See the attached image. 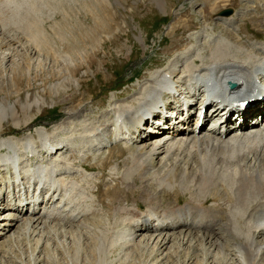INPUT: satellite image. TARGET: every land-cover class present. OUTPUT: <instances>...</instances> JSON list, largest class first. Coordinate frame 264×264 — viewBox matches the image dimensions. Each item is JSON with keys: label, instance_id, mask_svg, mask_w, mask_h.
Instances as JSON below:
<instances>
[{"label": "rangeland", "instance_id": "1", "mask_svg": "<svg viewBox=\"0 0 264 264\" xmlns=\"http://www.w3.org/2000/svg\"><path fill=\"white\" fill-rule=\"evenodd\" d=\"M13 1L4 2L0 14V107L12 104L20 122L26 117L34 120L26 130L24 127H15L8 113L7 118L0 120V130L2 129L0 145L11 141L14 147L18 148H13V151H18V167H32L39 161L49 166L48 179L56 177L63 179L57 182L56 179L53 180L55 183L52 182L55 189L53 192L56 191L58 197L64 196L68 184L71 202H80L83 207L68 206L69 214L74 210L81 212L78 221L54 219L55 222H48L47 225L36 229L34 226H26L27 229L22 226V219H27L22 217L23 213L18 210L22 216L17 214L13 215V218L22 221L13 225L9 231L2 230L5 233L0 235V264H264V232L254 237L255 242L262 245V251L259 253L242 251V248L239 249V244L235 245L236 249L229 248L231 244L237 242L236 234H233L234 237L229 235L224 238L222 232L215 233L217 230L211 232V238L202 244H198L195 240L190 244L187 239L183 241L184 235H177L178 239L174 235L173 238L166 239L168 242L160 250H155L157 247L154 246L156 243L153 240L143 239L146 235L159 233L157 230L162 228L160 224L162 218H156L154 214L162 212L164 207H170L174 203L182 205L190 199L206 197L210 192L209 185L208 187L200 185L198 180L192 178L177 180L178 178L175 177L174 179L173 173L166 172V167H157L164 155L162 153L153 163L156 167L141 177L139 165L128 159L130 153L126 147L148 145L153 137L142 136L145 141L143 143L120 139L116 141L119 145L114 146L115 142H111L109 138L106 140L105 134L99 135L102 129L97 128L102 122L106 121L107 124L111 122L109 120L114 114V108L122 102L131 101V98L141 90L145 78L151 72L172 65L176 56L183 51L187 52L188 60L190 55L196 54L206 57L218 56L222 51L225 52L224 48L228 49L225 53L230 50L229 53L232 55L229 56L238 59L245 57L249 59L250 56L255 59L257 55H263L264 48L257 50L252 44L261 47L264 44V41L256 42L264 40V0H160L159 2L102 0V5L96 0ZM93 1L96 5L92 3ZM7 2L10 3L9 6ZM98 3L99 7L104 3L109 5L110 9L118 10V13L111 10L113 14L115 13L112 18L121 28L115 27L111 36L102 35L101 32L100 35L104 39H100V43L96 45L92 40H88L91 36L86 35L82 38L84 44L82 42L79 44L81 48L79 45L76 49L66 48L65 44L61 46L57 38L58 29L65 33L68 25L78 28L79 23L82 22L83 25L85 24L84 29L89 30L93 24L89 10L91 6L97 7ZM212 6L214 8L210 9L209 7ZM230 6L235 8V14L223 17L233 16L236 19L238 13H241L240 19L234 24L237 26L242 22V25L240 24L242 32L235 36L236 39L230 35V31L226 34L225 24L222 18L218 17L221 9ZM244 10L252 11L248 15V20L247 16L242 15ZM36 19L43 20L41 29L29 30V22ZM244 21H246L244 26L246 31H243ZM84 32L86 30L80 31V33ZM30 34H33V37H30ZM228 34L233 41L229 40ZM220 38L229 41L230 48H222L223 45H227L222 43ZM242 40L244 44H237ZM43 42L49 43L53 50L47 51L44 46L42 47L44 49H40L39 45ZM220 44H223L221 48ZM83 47L85 48L82 50ZM189 49H191L190 54ZM80 52L81 56H79ZM243 52L245 54H242ZM67 54L73 57V60ZM74 63H77V66L73 73L71 69L74 68ZM119 74L130 76L129 80L122 88L113 89L118 86V81L122 78V76L117 77ZM36 101L38 103H35ZM29 103H31L29 110H24L23 107ZM71 110L77 112L69 116ZM55 116L57 118L53 119ZM109 125L113 136L119 128L124 134H127L129 129L122 126L115 128L111 123ZM112 128L116 129L114 134ZM120 130L116 134L122 135ZM134 132L132 129L129 136H133ZM177 135L179 133H176L175 137ZM68 137L74 138L72 142L76 145L73 146L71 142L69 144L76 150L71 151L66 145L65 150H59L64 154L61 156V153L55 152L54 149L52 158L59 159L61 156L59 161L63 162H59L55 167L65 164L63 168H59V172H56L54 165H49L55 163L54 159L49 158L51 163L47 162L48 152H45L44 142L47 139L51 142ZM8 138L11 139L5 142ZM31 140L33 147L29 148L28 153L23 152L24 145ZM8 148L0 147V150L4 152ZM84 154L87 156L82 160L78 159V163L76 156L79 158ZM73 159L76 160L75 163ZM82 161L89 169L85 170L82 166L85 163ZM179 167L189 170V164L184 162L180 163ZM13 169L12 167L5 171L0 166V175H2L0 190L5 188L7 182H11ZM58 173L60 174L56 175ZM226 188L222 191L231 190L230 187ZM223 195L226 197V193ZM2 200L3 198H0V204L3 203ZM208 200L207 209L214 210L219 216L214 219L218 220L222 215L220 221L226 222L228 216L229 218L234 216L232 209L235 205L229 203L227 199L210 195ZM67 204L68 200L65 199L61 206L55 208L62 207L61 210H64ZM2 206L4 207L5 204ZM150 215H154L155 218ZM10 222L9 218L8 224ZM80 222L81 224H78ZM171 226L174 229L166 230L164 233L175 231L177 234L179 229L177 230L174 225ZM246 229L245 233L249 234L248 226ZM182 230L185 228L183 227ZM218 241L222 244L219 245ZM214 242H217L216 246L224 245V249L212 245Z\"/></svg>", "mask_w": 264, "mask_h": 264}, {"label": "bare ground", "instance_id": "2", "mask_svg": "<svg viewBox=\"0 0 264 264\" xmlns=\"http://www.w3.org/2000/svg\"><path fill=\"white\" fill-rule=\"evenodd\" d=\"M3 1L4 0H0V12L2 10ZM9 1L10 0H8V2ZM96 1L100 2V4L103 2L102 0H96ZM156 1L159 2L160 0H156ZM8 2L6 4H8ZM92 3H94V1ZM97 5H98L97 7L94 6L93 8L90 5L91 8L89 11L91 18L93 19V24L91 25L89 30L84 29L85 24L83 25L82 22L79 23L80 25L79 27L78 25H76L78 28H74L73 26L70 27V25H68V28H65L66 31L64 30L65 33L60 28L58 29L59 31H57V38L61 46H64L65 44L64 47L66 48L76 49V47L81 42L83 43L82 38L86 35L87 37H89L90 35L91 37H89L88 40H92V43L96 45L100 43L99 41L100 39H104L101 37L102 35L107 34L108 36H111L110 34L113 33V29L115 27L117 28L120 27V24L117 22L114 23L115 22L113 21L114 18H112L115 16V13L113 14V12L117 11L118 13V10H112L110 9L109 5L106 4L104 5V3L103 6L101 7H99V3ZM209 8L213 9L214 7L212 6ZM219 17L222 18L221 20L223 24H225L226 34L227 32L230 31L229 32L230 35L234 38L235 36L239 35L238 31L235 32L233 31V28L230 27L231 25H234L235 22V18L233 16L232 17L219 16ZM29 23H30L29 30L38 31L37 29L39 30L41 29V24H43V20L36 19L30 21ZM82 30L83 31L86 30V32L80 33V31ZM101 32H103L102 35H100ZM32 35L33 34H30V37H33ZM220 39L221 41H223L222 43L227 45L224 46L222 44L223 45L222 48L224 47L230 48L231 43L229 41H226L222 38ZM35 41L38 42L36 39ZM44 42H43L44 45L43 44L39 45L40 49L44 46L47 51L50 49L53 50L52 49L53 47L51 48V46L48 45L49 43L45 44ZM67 44L68 46H66ZM83 44L81 46H83ZM222 45L220 44V48ZM252 46H254V49L257 50H261L262 48H264V44H262V47L257 46V44H252ZM84 48L85 47H83L82 50ZM238 48H242V46L241 47L238 46ZM77 50L79 49L77 48ZM223 50L226 52V50L228 49L225 50L224 48ZM190 51L191 49L188 50L189 54ZM225 52L222 51V53H220L218 56H212V57L211 56L206 57L199 54L198 55L196 54L194 56L190 55L191 57L189 60L187 59L188 56L187 52L183 51L179 53L176 56L175 62L172 65L170 64V66L168 67L160 68L151 72V74L145 78V82L142 85V88L140 86L141 90L136 94L135 97L131 98L132 99L131 101L122 102L117 106L115 105L116 107L114 108V114L111 117L112 119L110 118L109 120V122L111 121L110 123L114 125L115 128H119L121 126L122 128H127V129L129 128L128 132H126L127 134H124L122 129L120 130L119 128V130L122 131L123 133L122 135L116 134L119 130L116 132V129L112 128L113 130L112 133L114 134V132H116L113 136L114 139H123L126 142H129L128 139H130V141L133 142L139 141L140 143H143L145 141H143L142 136L143 137L146 136L147 138H152L154 134L153 136L154 139L151 141V143H148V145L142 144L139 145L138 147L125 145L127 146L126 149L128 150V153H130V158L128 159L131 160V162L135 163L136 165L137 164L139 165L138 169L141 171V175H140L141 177L142 175H145L149 170H152L156 167L154 166L153 163L159 158L160 156L159 154L162 153L164 155L161 157L159 161V165L157 167L159 168L166 167V172L170 174L173 173L172 175L174 176L173 177L174 179L175 177L178 178L177 180H181L182 178L184 179L192 178L198 180L200 182V185L202 184L206 187H208L207 185H209L210 192L209 193L207 192L208 195L206 197L203 196L204 198L201 199L193 198L190 199L189 202H185L182 205L179 203H174V205H170V207L163 206L164 208L162 212L160 213L153 212L155 213L154 215L156 216V218H162V220L160 221L162 228L160 229V225H159L158 228L160 230L159 231L157 230V232L159 233H154L155 235L153 234L146 235L143 239L153 240L156 243L154 246L157 247L155 248V250L156 249L160 250L161 247L168 242L166 239H169L170 237L173 238L174 235L175 236L184 235L183 241L187 239V242L190 241V244L192 243L193 240H195V242H197L198 244L199 243L202 244L203 242H206L208 239L211 238L212 236L211 232L217 230V232L215 233L222 232L224 238L228 237L229 235L233 236V234H236L235 237L237 239V242L234 243V245L231 244L229 248L236 249L235 245L239 244V249L241 250L242 248V251L248 253H250L251 251L259 253L260 251H262V245L255 242V238H256L255 235L257 236V234L264 232V126L260 127L261 121L259 120V118H257L255 122H251L250 120H245V122L242 124H237L236 119L234 121H231L228 118L223 119L222 118L223 109H219V107L216 109L214 108L215 105L220 103L219 101L215 102L213 105H210L211 109H209L205 113L204 120H202V123H200V129L196 130L197 121H198L197 113H196L195 123L192 126V121L194 117V112L192 110L194 106L197 104L196 102L198 100L201 99V104L203 103V99L205 95L201 96V92L204 90L205 86H208L210 88V91L212 92V100L215 98L217 99L222 98V100L226 101V105H235L237 108L240 106L238 104L239 100L264 94V83H262V81L256 80V77L257 79L261 77L264 78V54L257 55L258 57H256L255 59H253V56H250V59L248 60V58L246 57L245 59H238L236 57L229 56L232 55L231 53H229L230 50L227 53ZM242 54H245V52H243ZM79 56H81V52L79 53ZM68 57L71 60H73L72 59L73 57L71 58L69 55ZM81 59L83 58L81 57ZM74 61L76 60L74 59ZM76 66L77 63H74V68L72 69L70 68L72 72L76 68ZM15 72L17 73V70ZM18 76L19 75L17 74L16 77ZM230 80L236 81L237 86L235 87L234 90L229 91L228 82ZM192 81L194 83L193 85H190ZM187 82L189 83L186 84ZM258 89L261 91L256 93L255 90ZM180 94H183V96L186 99L185 101H182L177 105H174L173 108L174 110H172V112L176 111L177 114L174 117H171V120H167L166 124L160 125L156 123L158 122L157 120H155L156 122H154V120L150 118L149 114L154 113L157 110V108L161 105L162 100L166 101L168 96H172L173 99H175V96H179ZM172 102L174 101L172 99H169L168 104H172ZM35 103H38V101H36ZM262 103H264V100L262 101ZM201 104L200 106H198V109L201 108ZM1 106H2L0 107L1 121L7 118L8 117L7 114L10 113L11 119L15 127H24V129L26 130L29 129L30 124L34 120L33 118L26 117V119L20 122L17 118V114L15 113L12 104H7L6 106L1 105ZM30 106L31 103L26 104V106L23 107V109L28 111ZM184 108H187L188 111L187 116L183 115ZM253 109L254 107L251 106L250 108L247 109V111H252ZM76 112H77L76 110L74 111L71 110L69 112L70 115L69 114L68 115L72 116ZM176 116H179V118H176ZM148 119H150V122H148ZM209 121H211L212 123L209 125L207 129H205L207 126L206 123ZM109 124H107V122L105 121L102 122L97 127L99 129L101 128L103 131V132L101 131L99 135L102 136V134H104V130L109 128L111 129ZM132 129L135 131L134 132L135 134L133 136H129L131 134ZM146 129L149 130L145 133L144 131ZM93 131L91 130V132ZM96 131L98 132V130ZM176 133H179V135L175 137ZM73 139H70V137H68L61 140L59 139L60 141L53 140L50 142L49 140H46L44 142L45 144L44 143L43 144L45 145L46 150H49L47 151L49 154H51L54 151V149H56L57 151L65 148L66 145L70 147L71 151H74L75 148L73 146H75L76 144L75 145L73 144L72 142ZM70 142L73 144V146L69 144ZM9 143H10L9 152H7L6 154L5 153L1 154V160L3 161L2 164L10 165L14 167V177L17 178L19 175V172H17L16 169L17 152L13 151L12 142L10 141ZM117 145L119 144H116V146ZM0 147H2V145H0ZM96 147H94V149H96ZM99 157L100 159H102L101 156ZM104 160L102 161L104 162ZM183 162L189 164V170H188L189 172L187 171V169L179 167L180 163ZM133 163H131V165ZM82 166L85 168V170L89 169L87 168L88 166H86L85 164H83ZM44 169L45 167H43L41 164H37L35 165L34 168H28V170H25L26 173L29 172L28 182L31 181L32 183L37 184L38 181H40L42 183L40 191L44 190L43 186H45L42 181L43 176H41V178H39L35 182H33L31 178L32 175L34 174L35 176L43 175V173L45 174ZM23 177L26 178V176H21V178ZM20 181L24 183V181L26 180L23 179ZM125 182H127V179ZM53 184L55 183L53 182ZM127 185L130 184L127 183ZM161 187L162 186H160V188ZM226 187H230L231 190L222 191L227 189ZM65 188L67 189V187ZM54 192L56 193V191ZM224 193H226V197H224L223 195ZM151 195L154 196L153 192H151ZM210 195L215 196V198L218 197L219 199L220 198L224 200L227 199L229 203L235 205V208L232 209L234 210V216L232 218H229L228 216L226 222L220 221L222 220L221 219L222 215L220 216V219L218 220L214 219V218H218L219 216L214 212V210L209 211L205 204L207 203V200L210 197ZM50 198H52V195L48 196L46 201L44 197H41V199L36 197L29 199L30 201H32V203L30 204V206L32 205V209L30 213L26 216L20 215L22 217H26L27 219V220L22 219L23 220L22 226H24L25 229H27L26 226H32V227L34 226V229H36L39 226L47 225L46 223L48 222L56 221V220L55 221L50 220L51 218L52 219L66 218L68 221H78L80 219L81 216L80 211L77 210H74L72 212L70 211L71 214H69L67 213L69 212L68 207H65L64 210H61L62 207L55 208V205H53L54 203L46 206L45 203H47L50 200ZM26 199H27L26 195L24 198L17 195L13 203L11 204L10 202L8 203L16 210H21V213L24 214V212L27 211L26 205L27 203L30 202L29 200ZM171 210H174V213L170 215L169 213ZM145 212L144 213L141 212V213L145 214ZM154 215H150V216H153V218H155ZM9 218L11 221L9 225H11V227L15 225L17 221H22L17 218H13V215L9 216ZM218 221L221 223H218ZM244 221L246 222L245 223L246 225L244 224ZM81 222L78 224H81ZM56 223L63 224L60 222H56ZM171 225H174L177 230L179 229V232L177 234L175 231L173 233H168V232L164 233V231L166 230L174 229V227H172ZM247 226L248 229L250 230L249 234L245 233V231H247L246 229ZM183 227L185 228V230H182ZM147 229L148 228H146V230ZM12 237L13 234L11 235V238ZM147 243L149 242L147 241ZM216 244L217 242L212 243V245L214 246H216ZM218 244L221 245L222 243L218 241ZM216 247L222 250L224 249V245L216 246Z\"/></svg>", "mask_w": 264, "mask_h": 264}, {"label": "water", "instance_id": "3", "mask_svg": "<svg viewBox=\"0 0 264 264\" xmlns=\"http://www.w3.org/2000/svg\"><path fill=\"white\" fill-rule=\"evenodd\" d=\"M227 11H228V12H231V9H230V10L228 9Z\"/></svg>", "mask_w": 264, "mask_h": 264}]
</instances>
